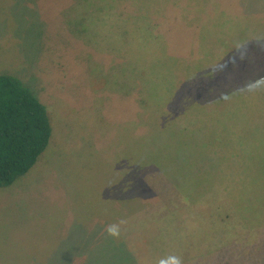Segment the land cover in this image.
<instances>
[{"label":"rangeland","instance_id":"rangeland-1","mask_svg":"<svg viewBox=\"0 0 264 264\" xmlns=\"http://www.w3.org/2000/svg\"><path fill=\"white\" fill-rule=\"evenodd\" d=\"M114 53L128 62L114 64ZM1 72L50 107L54 132L38 162L0 187V264H160L170 256L199 264L196 254L218 251L240 252L234 264H264V228L255 224H264V207L238 204L230 191L254 190L253 174L222 165L204 187L187 179L182 191L177 175L219 158L222 141L189 136L187 154L198 149L204 161L156 137L173 125L209 136L213 122L176 121L225 115L244 137L243 154L254 155L245 160H258L264 189V0H0ZM119 72L139 78L126 76L122 89ZM227 124L212 136L225 138ZM137 193L146 206L118 219L114 194ZM233 202L231 219L214 214L222 210L215 204Z\"/></svg>","mask_w":264,"mask_h":264},{"label":"trees","instance_id":"trees-1","mask_svg":"<svg viewBox=\"0 0 264 264\" xmlns=\"http://www.w3.org/2000/svg\"><path fill=\"white\" fill-rule=\"evenodd\" d=\"M79 32L82 33L81 31ZM75 36L77 37V34ZM133 37L137 38V33L134 32ZM137 51L142 52L141 50H135L134 52ZM114 54V64L116 63V61H121L122 63L128 62V59L125 58L126 55H121L118 53ZM137 61L139 60L135 59V62ZM134 69L135 68H132V71ZM129 71H131L130 68ZM119 76H122L121 78L125 81H121V78H119ZM119 76L114 77V83H120L121 85L119 86V88L126 89L129 84L128 82H126L127 75L121 73L119 74ZM129 78L138 79L139 73L135 72L133 77ZM213 94L214 93L209 92L207 98H212ZM190 104L191 103H189L186 99L183 102L184 110L188 111L191 108ZM226 109L230 108L228 107ZM50 113V107L46 103L42 102L20 77L10 72L0 73V187L11 184L20 176L27 173L28 170H30L34 166V164L38 162L41 154L48 146L54 132L52 124L53 121L51 120L52 115ZM201 122H206L207 124L213 122L210 127L215 130H212L209 136L207 135L208 132L200 134V132L197 130H193L190 134H188L184 131L185 128L173 125V131L170 134L166 132L164 135H162L164 131H159L156 133L157 139L161 143L165 142L166 145H170L172 142L174 143V145H177L178 141L181 144L180 148L186 150L183 155H185L184 157L188 160H194L196 157L197 160L199 158L205 161V158H202L200 154L197 155V152L199 151L198 149L196 151L192 149V154L195 157L191 154H187L190 151V143L189 140H187L190 135L192 138L198 139L201 145L213 144L218 140H221L223 144V142L225 141V144L223 146L221 144V147L217 148V151L220 155L219 158L209 162L206 165H204L203 163H199L201 169L198 171L192 170L190 172V175H187L185 173L183 177L177 175L180 189L182 190L183 186L187 185V179L189 181V184H192L194 187H204V183L209 176L217 178L219 174L224 170V168H222V165H225L227 170L232 168H240L242 166V169L244 173H246V175L253 174L251 176V182L254 184V190L242 193V190L237 186V184H233L232 186H230V191L235 194L234 198L238 202V204H242L243 201L247 204H251V201L255 200L256 204L260 203L262 207H264L263 185L255 180V174L259 171V162L258 160H256V163H249L247 160H245L246 156L251 155L254 157V155L243 154L245 150L243 142L244 137L241 135V133L239 134L240 131L230 130L231 126L227 124L228 120L226 116H222L219 114H216L215 118L209 117V122L204 120V118L202 117H197L196 113H193L190 117H186L185 115L183 119H177L176 121V123L182 124L183 126L187 125L188 128L203 126L200 125ZM225 124L229 126V130L225 134V138H214L212 134L214 132L221 133L224 130L223 126H225ZM183 133H185V137L181 139L180 136ZM150 135L151 134H145L146 137ZM143 136L144 135L140 137ZM152 138L155 139V137ZM175 138L178 139L174 140ZM156 157L163 158V155L162 153H157ZM212 162H214L215 164V170L212 169ZM119 165L120 164H118L117 162V164L115 165L116 168H118ZM184 165L186 166L185 163ZM140 174L141 172L138 171L137 176H139ZM185 176H189V178H186ZM179 177L183 180H180ZM136 180L139 182L137 178ZM189 191L191 192V201L193 203H196L194 199H192L193 189L189 188ZM113 200L114 209L119 213L117 217L120 220H123L128 216H131L132 214H137L140 209L146 206V203L143 201L141 202V200L139 199V193H137L132 198L124 197V199H119L114 194ZM118 201L124 203L125 206H119ZM238 204L233 202V204L226 207L224 204H221V206L217 203L214 206L221 207L222 210H214V214L217 217H223L224 215H226L231 219L232 213L236 211L233 210V208ZM243 211L246 214L249 213L247 209H244ZM246 214H244L243 216L246 217ZM116 215L117 213L115 214V216ZM257 221L258 222H256L255 224H262V228H264L263 219L260 218ZM126 223L128 227H130V222L126 221ZM247 223L248 222L244 221L243 226ZM237 253L238 255L240 254V252H230L229 254H224V251H218L214 254H211L209 258L206 256L203 257L202 255L198 256L197 254L195 256L196 258L201 259L199 264H222V262L219 263L220 259L222 258L226 259L224 264H234V255H236Z\"/></svg>","mask_w":264,"mask_h":264},{"label":"clouds","instance_id":"clouds-1","mask_svg":"<svg viewBox=\"0 0 264 264\" xmlns=\"http://www.w3.org/2000/svg\"><path fill=\"white\" fill-rule=\"evenodd\" d=\"M107 232L109 235L116 237L119 235V229L117 226L112 225L107 228ZM160 264H181V261L179 257L176 256H170L167 258V260H161Z\"/></svg>","mask_w":264,"mask_h":264}]
</instances>
